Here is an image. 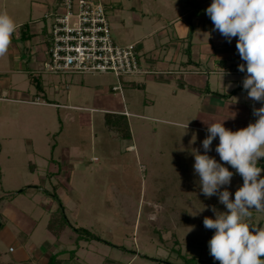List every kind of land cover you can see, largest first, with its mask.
I'll list each match as a JSON object with an SVG mask.
<instances>
[{
  "label": "rangeland",
  "instance_id": "374dc122",
  "mask_svg": "<svg viewBox=\"0 0 264 264\" xmlns=\"http://www.w3.org/2000/svg\"><path fill=\"white\" fill-rule=\"evenodd\" d=\"M58 2L0 0V13L17 25L0 57V234L9 226L15 236L0 242V264H44L42 254L47 264L56 256L69 264H219L203 219L215 218L211 206L226 209L201 192L192 152L204 154V122L225 120L236 131L262 106L238 89L245 73L231 53L237 38L229 43L213 30L205 12L212 0H106L114 41L137 45L142 72L56 74L45 68L41 32ZM26 25L35 37L25 42ZM217 41L227 48L222 57L204 49ZM223 70L230 74L222 83ZM104 110L130 115L111 128ZM234 113L241 126L229 124ZM218 143L207 154L220 162ZM225 166L234 199L243 180ZM21 194L26 200L15 201ZM10 202L20 229L5 213ZM247 222L264 227V212L253 210ZM22 248L30 260L16 259Z\"/></svg>",
  "mask_w": 264,
  "mask_h": 264
},
{
  "label": "clouds",
  "instance_id": "9594fccd",
  "mask_svg": "<svg viewBox=\"0 0 264 264\" xmlns=\"http://www.w3.org/2000/svg\"><path fill=\"white\" fill-rule=\"evenodd\" d=\"M218 31L229 43L236 39V49L243 61L238 70L245 73L242 80L247 98L253 104L255 122L232 131L224 121L206 123L208 135L202 141L204 154L194 149V173L199 177V186L207 198L217 196L226 211L211 210L215 218L204 217L205 228L214 230L208 241L209 254L219 264H264V227L249 224L253 210L264 212V168L258 166L264 158V0H212L205 10ZM17 29L15 21L0 13V57L7 54L12 36ZM209 37L211 33H208ZM230 73L223 70V77ZM224 86V85H223ZM231 83L226 87H231ZM236 99V98H235ZM235 113L230 118H235ZM188 124L186 125V128ZM219 143L215 152L218 162L207 153L212 150L213 140ZM196 141L193 135L192 141ZM242 177L243 184L234 193L228 190L233 171ZM204 205L200 212L205 211ZM251 226V230H250Z\"/></svg>",
  "mask_w": 264,
  "mask_h": 264
},
{
  "label": "built area",
  "instance_id": "2783aa9c",
  "mask_svg": "<svg viewBox=\"0 0 264 264\" xmlns=\"http://www.w3.org/2000/svg\"><path fill=\"white\" fill-rule=\"evenodd\" d=\"M109 9L106 0H59L45 15L41 32L45 68L56 74L112 73L119 79L141 73L137 45L120 46L114 41Z\"/></svg>",
  "mask_w": 264,
  "mask_h": 264
},
{
  "label": "crops",
  "instance_id": "0c3cea01",
  "mask_svg": "<svg viewBox=\"0 0 264 264\" xmlns=\"http://www.w3.org/2000/svg\"><path fill=\"white\" fill-rule=\"evenodd\" d=\"M209 0H207V2H208ZM188 30V28H187V26L186 25H182L181 26V29H180V34L182 35L185 31H187ZM39 32V31H38ZM223 42L222 41H217V42H214V43H212V45H207V44H204V49L206 50V52H207V54H214L215 56H218V57H222L223 56V54L226 52V47H223L224 45L222 44ZM192 45H193V43H191L190 44V46H191V57L189 58V60H191L192 62H193V59H192V56H193V52H192ZM230 47V46H229ZM229 47H228V49H229ZM233 55H235L234 53H237V51H232L231 52ZM233 55H231V56H233ZM41 57H42V55H40ZM195 56H196V53H195ZM199 58V57H198ZM42 59H44V58H42ZM195 59H196V57H195ZM188 60V61H189ZM200 60V59H199ZM241 60V59H240ZM242 61V60H241ZM187 64H190V62H187ZM234 66V65H233ZM187 68H188V66H187ZM232 71L230 72L231 74H233V75H236V74H239L236 70L237 69H231ZM234 70V71H233ZM226 72V71H225ZM177 73H182V72H177ZM190 72H188L187 73V71L185 72V74L186 75H188ZM220 73H222L223 74V71H220ZM189 78H191L190 76H189ZM188 80V79H187ZM209 81V80H208ZM207 81V82H208ZM238 89H243V88H238ZM39 102V101H38ZM34 103V102H33ZM40 103V102H39ZM53 106H56V107H58V105H53ZM73 109H79V108H73ZM103 112H105V114H107V113H114V114H116V112H112V111H103ZM119 114V113H118ZM122 114V113H121ZM130 115V114H129ZM81 122H85V119H83V118H81ZM228 122H229V124L230 125H232V126H234V127H237V126H241V124H242V122L239 120V118H234V119H232V118H228ZM21 184V183H20ZM22 186H27V183H24V184H22ZM29 186V188H31V189H36L37 187H36V185H33V184H31V185H28ZM17 188H20V187H17ZM22 192H24V190H21L20 191V193H22ZM11 193V192H10ZM24 197V195H20L19 197H16L15 198V201H17V199H19V198H21V200H26L25 198H23ZM13 202V201H12ZM12 202H10L11 204H9V207L7 208H5L4 210H5V213L7 214V215H9V217L11 218V220H14V221H16L15 222V226L18 228V229H20V227H21V223H20V221H19V219H17L16 218V216H14L13 217V215H11V212H12V209H11V206H12ZM21 213H22V209H18ZM22 215H23V213H22ZM8 218V217H7ZM2 228V227H1ZM6 228V230L3 232V233H1L0 234V242H2V240H4V241H6V242H14V240H15V236L13 235V233L11 232V230L9 229V226H6L5 227ZM50 244H48L47 243V250L45 251V252H47L49 249H50ZM11 250V249H10ZM14 253L16 252L15 250L13 251ZM41 254V253H40ZM43 256H42V259L41 258H39L38 260L40 261V262H42V263H44V264H47L46 263V259H43V257H44V255L45 254H42ZM16 259L17 260H19V261H23V260H30L29 259V256H28V254L26 253V251L22 248L21 250H20V254H18L17 256H16ZM68 262H67V260H62V264H67ZM69 264V263H68Z\"/></svg>",
  "mask_w": 264,
  "mask_h": 264
},
{
  "label": "trees",
  "instance_id": "16d2710c",
  "mask_svg": "<svg viewBox=\"0 0 264 264\" xmlns=\"http://www.w3.org/2000/svg\"><path fill=\"white\" fill-rule=\"evenodd\" d=\"M24 31L21 34V39L22 41H27V40H31L35 37V33H32V31L30 30V27L28 25L23 26ZM31 31V32H30ZM229 95H225L224 97H228ZM106 123L111 127V128H116V127H120L117 126L119 124H122L124 121V118H127L125 115L123 114H114V113H107L106 114ZM130 134V132H129ZM128 135V133L126 134ZM130 135H128L129 137ZM131 138V136H130ZM264 166V164H263ZM85 231V230H84ZM89 233V232H87ZM49 264H62V260L58 259L57 256L54 258H51V261Z\"/></svg>",
  "mask_w": 264,
  "mask_h": 264
},
{
  "label": "flooded vegetation",
  "instance_id": "af4514ba",
  "mask_svg": "<svg viewBox=\"0 0 264 264\" xmlns=\"http://www.w3.org/2000/svg\"><path fill=\"white\" fill-rule=\"evenodd\" d=\"M34 39V38H33ZM33 49V48H32ZM34 51V49L32 50V52Z\"/></svg>",
  "mask_w": 264,
  "mask_h": 264
}]
</instances>
